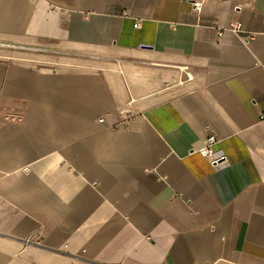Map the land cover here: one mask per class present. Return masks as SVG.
Returning <instances> with one entry per match:
<instances>
[{
    "label": "crops",
    "instance_id": "obj_1",
    "mask_svg": "<svg viewBox=\"0 0 264 264\" xmlns=\"http://www.w3.org/2000/svg\"><path fill=\"white\" fill-rule=\"evenodd\" d=\"M191 1L0 0V264H264V0Z\"/></svg>",
    "mask_w": 264,
    "mask_h": 264
},
{
    "label": "built area",
    "instance_id": "obj_2",
    "mask_svg": "<svg viewBox=\"0 0 264 264\" xmlns=\"http://www.w3.org/2000/svg\"><path fill=\"white\" fill-rule=\"evenodd\" d=\"M202 0H193L191 1V5L195 11H198L200 9ZM136 24L135 26H137ZM232 30H239V26L235 25L232 27ZM218 36L222 35L221 32H217ZM249 36H246L248 38ZM188 78L190 76L186 74ZM217 138L214 135H209L203 142V144L197 149L198 153H200L204 158H206L210 164L214 167L219 166L223 163H225V157L222 154H218L215 150V145L217 143Z\"/></svg>",
    "mask_w": 264,
    "mask_h": 264
}]
</instances>
